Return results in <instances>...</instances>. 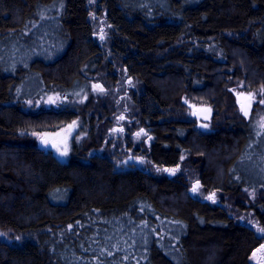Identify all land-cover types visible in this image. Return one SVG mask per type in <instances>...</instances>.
Masks as SVG:
<instances>
[{"label": "trees", "instance_id": "obj_1", "mask_svg": "<svg viewBox=\"0 0 264 264\" xmlns=\"http://www.w3.org/2000/svg\"><path fill=\"white\" fill-rule=\"evenodd\" d=\"M99 4L107 45L90 0H0V264H254L264 116L225 109L233 85L264 87V0ZM105 71L115 87L124 72L134 83L127 124L151 136L133 148L142 167L122 170L111 157L130 143L103 149L113 98L34 106L53 93L75 99ZM184 99L212 107L209 130L176 115ZM74 119L79 137L65 161L37 144L34 132ZM193 175L218 203L188 192Z\"/></svg>", "mask_w": 264, "mask_h": 264}, {"label": "rangeland", "instance_id": "obj_2", "mask_svg": "<svg viewBox=\"0 0 264 264\" xmlns=\"http://www.w3.org/2000/svg\"><path fill=\"white\" fill-rule=\"evenodd\" d=\"M90 4L92 5L93 8V13L94 16L96 17L97 20H95V31L96 34L98 35V38L100 39V33H101V28H103L104 30V34H105V38L103 40L100 39L101 43L103 45H107L108 41H109V37H110V33L111 31V27H109V25L106 24V22H104L103 20V16L102 15L103 12V8L101 7V4H99V0H90ZM107 57L111 58L112 55L109 53V51L107 52ZM124 75H120L119 76V84L115 87L114 85H112L111 79H109V77H107L106 75V71L102 74V76H94L93 77V81L89 82V89L84 93L79 91L78 95H76V98L74 99L73 97L68 98V96H64V95H60L57 93H53L50 94L48 96L44 95L42 96V98L38 99L37 101H35V107H44V108H56L59 107L60 105L64 104L65 102H74V101H84L87 96H101L103 99L106 97H108V99H114L117 101L118 106H120L116 112L114 113V119H111L110 125H108V134L106 136V138L103 141V149H107L109 148V150L111 151H115L114 148L119 147L118 149L122 148V151L126 148L125 146L127 145V143L132 144L130 149H127L125 151H123V153H121L120 155H111V157L113 159H117V165L121 166L120 169H130L133 167H142L143 163H144V158L145 156L140 154V153H136L134 152L133 148L135 146L140 145L143 150L149 146L150 142H151V136L149 134H147V129H143V128H137L135 131H130L129 127L131 126V124H127V120L129 115H128V104L130 101L129 98V88L132 87L134 85L133 81L131 80V77L129 75H127L126 72L123 73ZM129 81H131V83H129ZM133 84V85H132ZM93 85H100L104 91H100L99 89H94ZM245 86V84L241 81L240 83H237L235 85H233L232 87L229 88V90L232 92V99L234 100L233 102V106H235V108H232V104L230 101L231 105H228L229 107L231 106V108H226L225 109V117L227 115L232 116L233 114H239L244 116V114L241 112L240 110V105L236 103V98L238 97V94H243L241 96L246 97L249 93H255L256 94V98L255 100L252 101L251 104V108L249 110V115L246 118H249L251 115L256 116L259 115V117L264 116V104L259 103L260 100L264 99V95L260 94V89L262 88L261 86H258L254 89H242ZM50 98L52 101L54 102H50ZM104 99V100H105ZM104 100L102 101L104 103ZM184 103H185V107L184 110L182 111H176L177 114L176 115H181L183 114L185 117L189 118V119H194L195 121V125L199 130L202 131H206L209 130L212 127V116H213V110L212 107L210 105H206V104H195V103H189L188 101L186 102V100L184 99ZM191 106H195V107H205L206 108V113L203 114L202 116L199 117H194L192 112H191ZM108 107H106V109H108ZM109 109H112V107H110ZM229 109V110H228ZM232 110V111H231ZM235 110V111H234ZM256 111V113H253V111ZM112 113V114H113ZM123 116L124 119H120L118 120L117 118ZM205 117H207V119H205ZM73 121L77 122L76 127L72 130L71 135H67V133L64 132L63 135V139L64 137L67 135V149H68V153L67 155H61L60 152L57 151L56 147H53V144H57L61 151L64 148V143L62 145H59V140L57 138H54L53 140H49V143L47 145L41 143V141L39 140L40 138H38V136L35 135V138L37 139V144L45 149V150H50L52 151V153L61 161H65L70 153V145L71 142L75 140V138L79 137L78 134V128L79 123H78V119H74L69 121L67 124L60 126L56 129L53 130H49V131H41L39 132V134H43L46 132H55L61 129H66L68 125L72 124ZM204 125H207V127H204ZM113 129H123L122 131H113ZM141 129H143V132H141ZM140 132V136L137 137V133ZM115 137V141L112 140ZM111 139V141H110ZM117 139H119L120 141L117 143ZM117 140V141H116ZM119 144V145H118ZM121 146V147H120ZM102 146L99 148V151H102ZM98 151V149H97ZM118 156L123 157L122 159L118 158ZM197 176L193 175L192 178L189 179V190L188 192L191 195H196V196H201L203 198H207L210 194L214 193V192H204L201 185H200V189L197 193H192L191 188L193 186V184L195 183V181H197ZM216 194V199L215 201L210 200L212 203H218L219 199H220V195L219 193H215ZM257 192H250L249 193V199H255L258 197ZM248 196V195H247ZM225 205V203H223ZM226 207H228V205H226ZM243 218L246 219L247 221H251L250 217L248 215H243ZM0 239H6V234L2 231H0ZM262 244H264V239L261 242ZM253 263L254 264H264V252H258L255 254L254 259H253Z\"/></svg>", "mask_w": 264, "mask_h": 264}, {"label": "snow or ice", "instance_id": "obj_3", "mask_svg": "<svg viewBox=\"0 0 264 264\" xmlns=\"http://www.w3.org/2000/svg\"><path fill=\"white\" fill-rule=\"evenodd\" d=\"M105 38V34H104V30L103 28H101V33H100V39L103 40ZM129 83H131V81H129ZM93 88L94 89H99L100 91H104V89L100 86V85H93ZM260 94L264 95V87H262L260 89ZM243 95V94H238V103H240V110L241 112L244 114V116H248L249 115V110L251 108V104H252V101L255 100L256 98V94L255 93H249L244 99L247 101V104L241 102L240 100V96ZM50 102H54L51 100L50 98ZM187 102V101H186ZM259 103L261 104H264V99L260 100ZM196 113L194 112L193 115H195ZM118 120L120 119H124L123 116H120L117 118ZM205 119H207V117H205ZM77 125V122L76 121H73L72 124L68 125L66 129H61V132H65L67 133V135H71L72 133V130L76 127ZM260 128L262 130H264V117L261 118V121H260V124H259ZM204 127H207V125H204ZM123 129H113V131H122ZM61 132H57V133H52V134H48V133H45L43 135L39 134V133H33V135H36L38 136V138L41 139V142L45 145H47L49 143V140L47 139V137L49 135H52V136H59L61 134ZM141 132H143V129H141ZM23 134V133H22ZM140 132H138L136 135L137 137L140 136ZM67 135L64 137V140H63V143H64V148L63 150L61 151L60 147L57 145V144H53V147H56L57 148V151L60 152L61 155H67L68 153V149H67ZM259 135V133H258ZM151 139V138H149ZM181 159L183 160L184 157L181 156ZM179 168V165L177 166V168H174V169H165V171H168L170 172L171 174H175V172L178 170ZM159 170V169H158ZM200 189V183L199 181H196L192 188H191V191L192 193H197ZM207 199L209 200H213L215 201L216 199V194L215 193H212L210 194ZM258 231H260L261 233H264V228H260L258 229ZM2 235V234H0ZM260 250H264V245H261L260 246V249H258L257 251H260ZM255 256V253L253 254Z\"/></svg>", "mask_w": 264, "mask_h": 264}, {"label": "water", "instance_id": "obj_4", "mask_svg": "<svg viewBox=\"0 0 264 264\" xmlns=\"http://www.w3.org/2000/svg\"><path fill=\"white\" fill-rule=\"evenodd\" d=\"M245 97L244 96H240V100L241 102L247 104V101L244 99ZM236 103L240 105V103H238V97L236 98ZM191 112L192 114L195 112L196 114L193 115L194 117H199V116H202L203 114L206 113V108L205 107H195V106H191ZM57 132H61V130H58V131H55V132H46L48 134H52V133H57ZM45 134V133H43ZM42 134V135H43ZM63 135H64V132H61V134L59 136H52V135H49L47 137L48 140H53L54 138H57L59 140V145H62L63 144ZM41 141V139H39ZM42 143V142H41ZM43 145V143H42ZM196 182V181H195ZM263 245V244H262ZM258 249H255L254 253L258 252L257 251Z\"/></svg>", "mask_w": 264, "mask_h": 264}, {"label": "bare ground", "instance_id": "obj_5", "mask_svg": "<svg viewBox=\"0 0 264 264\" xmlns=\"http://www.w3.org/2000/svg\"><path fill=\"white\" fill-rule=\"evenodd\" d=\"M117 160V159H116Z\"/></svg>", "mask_w": 264, "mask_h": 264}]
</instances>
